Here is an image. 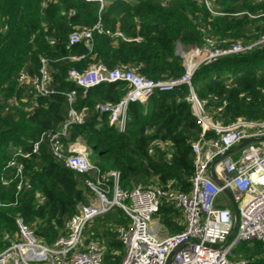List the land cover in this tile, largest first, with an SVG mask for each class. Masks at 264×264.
Returning <instances> with one entry per match:
<instances>
[{"label": "trees", "instance_id": "16d2710c", "mask_svg": "<svg viewBox=\"0 0 264 264\" xmlns=\"http://www.w3.org/2000/svg\"><path fill=\"white\" fill-rule=\"evenodd\" d=\"M43 2L0 0V252L14 239L16 218L50 246L64 235L65 223L78 213L79 205L91 198L85 182L94 175L64 167L51 155L45 140L60 131L67 119L68 92H75L72 107L84 109L87 118L83 124L68 127L63 144L82 143L102 173H118L123 189L173 181L175 190H189L190 145L200 131L184 100L190 91L207 101V110L223 125L236 119L264 121V0H215V14L196 0H107L102 7L83 0ZM96 23L110 34L94 33L88 45L67 47L70 32ZM115 32L124 39L114 37ZM206 39L214 40L218 49L239 44L244 50L200 65L189 86L157 92L145 104H129L122 131L110 125L109 113L99 112L97 106L116 104L128 90L126 83L83 89L68 79L70 70L82 73L101 64L109 70L126 66L152 81L178 80L185 74L178 49H200ZM42 59L55 92L29 94L28 87L18 83V75L38 76ZM37 142V152L31 153ZM157 142L169 143L168 151ZM15 149L30 153L20 160L29 187L20 190H16L19 180L14 169L5 168ZM3 179L9 181L7 185ZM159 218L170 234L183 228L177 224L180 214L169 207H160ZM128 222L114 208L85 227L84 237L103 247V264L122 260L124 250L115 228L126 227ZM230 260L264 264V245L241 242Z\"/></svg>", "mask_w": 264, "mask_h": 264}, {"label": "built area", "instance_id": "2783aa9c", "mask_svg": "<svg viewBox=\"0 0 264 264\" xmlns=\"http://www.w3.org/2000/svg\"><path fill=\"white\" fill-rule=\"evenodd\" d=\"M50 1L44 0L42 4ZM83 1L98 2L102 7L107 0ZM196 1L215 14V0ZM94 33L110 34L100 23L78 28L68 34L67 47L80 43L88 45ZM112 35L124 39L119 32ZM243 50L239 44L218 49L212 39H206L200 49L188 47L186 57L181 56L185 74L178 80L152 81L126 66L109 70L101 64H93L82 73L70 70L68 79L83 89L102 83H126L128 90L116 104L97 106L99 112L109 113L108 123L122 131L129 104H145L157 92L169 91L181 84L189 86L190 77L200 65ZM18 83L26 85L29 94L46 96L55 92L50 86L43 59L38 76L30 77L20 72ZM74 95V91L66 93L67 119L60 131L48 134L45 140L51 155L64 167L77 174L94 175L85 182L91 198L86 205H79L78 213L65 223L64 235L51 246L44 245L20 217L16 218L14 239L0 252V264H103L102 245L96 240H87L84 229L93 219L114 208L129 221L126 227L115 228L117 239L124 248L119 264H236L229 257L237 244L259 242L264 245V121L236 119L223 125L214 117V112L207 110V101L198 99L190 91L184 100L190 105L200 131L190 145L193 175L188 181L189 190H175L173 181L152 187L133 185L123 189L119 186L118 173H102L90 161L88 150L82 143L63 144L62 136L68 127L83 124L87 118L84 109L72 107ZM224 105L222 102L221 107ZM155 144L164 151L170 146L167 142ZM38 147V142L33 144L31 153L37 152ZM29 155V152L15 149L5 165L6 169H14V177L19 180L16 190L21 186L29 187L22 176L23 164L20 162ZM8 182L2 180L3 185ZM226 192L230 193L236 206V223L231 207L221 203L222 197L229 202ZM162 206L180 214L181 220L177 224L182 225L181 231L170 234L165 227L162 228L159 218ZM239 263L246 264L245 261Z\"/></svg>", "mask_w": 264, "mask_h": 264}, {"label": "rangeland", "instance_id": "374dc122", "mask_svg": "<svg viewBox=\"0 0 264 264\" xmlns=\"http://www.w3.org/2000/svg\"><path fill=\"white\" fill-rule=\"evenodd\" d=\"M178 54L180 55V56H184V57H186V55L188 54V48H179L178 49ZM90 161L92 162V160L90 159ZM221 203H222V205L223 206H225V207H228V208H230V205H229V202L227 201V199H225V198H221ZM175 211V210H174ZM176 213L177 214H179L177 211H176ZM155 217H157V216H154L153 218H155ZM161 224V226H162V228H164V226L162 225V223H160ZM86 236V235H85ZM87 237V236H86ZM51 246V245H50ZM123 250H124V248H123ZM233 251H234V249H233ZM115 255L117 254V253H114ZM231 257V256H230ZM229 257V258H230ZM235 262H238V260H236V259H233Z\"/></svg>", "mask_w": 264, "mask_h": 264}, {"label": "water", "instance_id": "95a60500", "mask_svg": "<svg viewBox=\"0 0 264 264\" xmlns=\"http://www.w3.org/2000/svg\"><path fill=\"white\" fill-rule=\"evenodd\" d=\"M227 196H228V200H229V204H230V207L232 209V212H233V215H234V219H235V223H236V220H237V216H236V206L234 204V201L230 195L229 192H226Z\"/></svg>", "mask_w": 264, "mask_h": 264}]
</instances>
